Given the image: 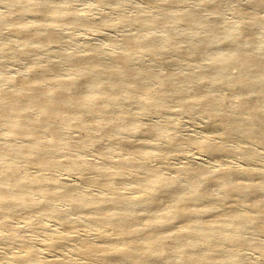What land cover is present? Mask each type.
Wrapping results in <instances>:
<instances>
[{
  "label": "bare ground",
  "instance_id": "bare-ground-1",
  "mask_svg": "<svg viewBox=\"0 0 264 264\" xmlns=\"http://www.w3.org/2000/svg\"><path fill=\"white\" fill-rule=\"evenodd\" d=\"M64 1L0 0L8 5L0 26L22 41L21 48L5 43L12 60L55 53L24 76L0 79V227L15 237L8 220L24 210L32 228L54 219L71 236L80 225L68 218L75 214L88 219L95 239H78L85 258L78 262L38 259L22 238L13 263L250 264L242 250L251 249L264 263V170L250 166L264 151V0L234 6L233 21L223 19V4L237 0H161L152 11L118 15L113 27L138 30L119 42L63 52V25L91 26ZM143 52L155 63L145 64ZM172 56L184 60L181 73ZM195 113L217 139L181 135L168 116ZM157 115L166 118L154 124ZM185 146L208 155L213 167L172 174L149 164L176 158ZM59 171L100 191L81 192ZM60 235L49 247L62 243Z\"/></svg>",
  "mask_w": 264,
  "mask_h": 264
},
{
  "label": "rangeland",
  "instance_id": "rangeland-1",
  "mask_svg": "<svg viewBox=\"0 0 264 264\" xmlns=\"http://www.w3.org/2000/svg\"><path fill=\"white\" fill-rule=\"evenodd\" d=\"M64 2L62 3L64 9H69L78 15L86 17L91 23V26L89 28H82L63 25L59 30L62 35V42L58 47L59 50H63V52L68 51L71 48H76L79 50L84 49L86 45L107 48L109 47V42H119L123 33L133 34L138 31L134 25L124 26L122 28L116 26L113 27L112 25L115 23L118 15L132 17L139 9L152 11L155 9L154 7L156 5L162 3L161 0H113V3L110 5H97L95 0H65ZM194 4V0H185L184 3L185 6H192ZM236 5L237 7L246 6L245 0H237L233 3L225 2L223 4L224 20H234L235 15L233 9ZM7 6V4L0 2V11L6 10ZM24 18L28 22H35L34 20H36L31 14H25ZM103 23L110 24H108V26H103ZM176 28L180 29L181 27L178 26ZM1 39H3V42ZM8 41L12 43V47H22V41L19 38H16L14 34L7 31L5 27L0 26V65L3 69L1 70L0 67V79L2 80L11 82L10 80L14 77L22 75L24 76L27 70L36 62L55 59L54 52H40L37 56L31 58L20 57L16 60H12V58H10V53L4 50L8 48L6 47L7 44H5L8 43ZM139 57H141V59L144 60V63L147 65L155 63L154 56L149 53H139ZM172 58L176 59V62L173 64V69L181 73L180 71H183V68L185 67L184 60L177 59L174 56H172ZM62 68L64 69L62 74H67L69 72L67 66H63ZM232 71L235 72L234 69ZM8 86H11V84L8 83ZM171 112H174V109H172ZM168 116L173 120L176 129L181 135H194L195 137L197 136L196 138H198V140L208 136L215 139L218 138L217 132H211L208 119L202 115H199L198 113H195L192 118H186L185 116H179L175 114ZM157 117H152V122L154 124H159L161 121H164V118H166L165 115H157ZM160 141L166 143L167 139L162 138ZM88 152L85 153L86 156H89L90 159L94 158L96 160L98 157L97 154H95L94 151ZM258 152L260 156L250 166L264 170V151L259 149ZM176 156L179 157V159ZM176 156H174L176 158L163 157L160 159L151 160L149 164L152 166L165 167L168 172L175 174L176 170L180 167L205 166L208 169H211L215 163L212 158L201 153L194 146H185L183 153L177 154ZM231 157V161L234 164H241V158L239 154H231ZM58 173H60L62 178L77 186L81 192L98 193V191H100V189L95 185H84L80 176L74 172L59 171ZM58 208L68 215V210L65 204H58ZM2 213L3 211L0 210V215ZM68 218L76 220L80 223V225H77L76 229L72 231L71 236L69 234H65L60 223L54 219L42 218L40 222L41 229L37 230L32 228L24 214V210H19L18 215L11 217L8 220L9 226L16 233L15 237H8L5 229L0 227V237H2L0 240V264H14L11 254H22L23 250L20 247V240H22V238L28 241L32 249L36 252L38 259L48 261L66 257L78 262H82L85 258L79 254L80 247L78 239L80 237L95 239V237L93 232H91V230H89V228L86 226V222L88 221L87 218H83L82 216L75 214H69ZM59 234H63L60 235V237L63 239L62 243L56 248L49 247V241L54 236ZM242 252L246 255L250 264H264L259 260L257 251L251 249L242 250ZM28 264L39 263L37 261H33ZM95 264L102 263L95 260Z\"/></svg>",
  "mask_w": 264,
  "mask_h": 264
}]
</instances>
